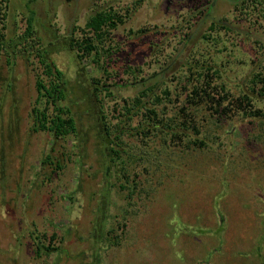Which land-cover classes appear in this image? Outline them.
<instances>
[{
  "label": "rangeland",
  "instance_id": "374dc122",
  "mask_svg": "<svg viewBox=\"0 0 264 264\" xmlns=\"http://www.w3.org/2000/svg\"><path fill=\"white\" fill-rule=\"evenodd\" d=\"M107 8L124 17L107 40L110 52L80 62L69 39L82 37L90 15ZM31 17L33 49L23 40ZM212 22L221 26L213 34ZM0 32V264H95L97 257L103 264H264V129L256 120L240 108L224 125L211 122L207 146L190 148V136L165 137L168 143L159 133L144 152L142 116L116 118L126 100L170 83L187 59L216 74L213 85L225 84L227 91L217 94L223 104L251 93L252 72L264 65V0H0ZM37 49L48 50L65 73L61 104L70 108L76 134L56 138L37 121L35 109L47 106L38 80L48 78ZM91 78L106 88L102 109L112 131L117 124L124 130L116 133V163L104 155L101 107L87 94ZM255 98L264 108V97ZM188 105L205 106L207 115L212 107ZM48 111L54 113L52 104ZM161 159L170 164L155 169ZM135 181L143 193L130 197ZM106 192L101 224L104 235L111 233L96 246ZM36 235L60 250L38 255Z\"/></svg>",
  "mask_w": 264,
  "mask_h": 264
},
{
  "label": "trees",
  "instance_id": "16d2710c",
  "mask_svg": "<svg viewBox=\"0 0 264 264\" xmlns=\"http://www.w3.org/2000/svg\"><path fill=\"white\" fill-rule=\"evenodd\" d=\"M7 1V0H5ZM123 15L120 14L114 8L102 9L94 12V14L90 15L88 18L85 29H83V36L74 38V36L69 39V48L74 50L76 53V57L78 60L84 61L88 57L94 56L96 61H99L101 57L105 54V52H110L109 48H106L107 40L109 36L112 34V31L115 30L119 24L123 21ZM221 28L216 22H212L210 25V30L213 34V31H218ZM225 29L229 31H233L231 28L225 27ZM35 33L36 30L34 28V19L31 17L28 22V26L24 33V42L32 49L36 47L37 42L35 41ZM3 33L0 32V63L3 55L4 49V37ZM207 37L211 36V33L206 35ZM23 43V45H25ZM264 48V47H263ZM38 50V57L41 65L44 67V75L48 78L45 80L44 78H39L38 80V90L40 93V100L46 99L47 106L46 109L40 110L36 108L37 121L39 125L43 128L50 127L51 131L54 132V135L66 136L76 132V124L75 119L71 115L70 108L63 106L61 102L66 96L68 85L67 79L65 77V73L62 72L56 65L54 61H51V57L48 55V50ZM30 56L32 52L29 49H24ZM22 53H24L22 51ZM187 59L185 65L174 74V77L170 83L163 82L160 85L158 91L157 85L149 86L141 91V94L136 96L135 98L130 99V101L126 100V105L123 106V110H120V117H116L123 122L133 121L135 116H142L141 122H139L137 132L142 134V143H143V151L148 152V139H152L153 135H159V133L163 134L164 138L160 137V139L168 142L169 140L165 137H174V138H183L186 136H190V148H192V144L195 143L196 146H207L208 143L205 141L207 136L206 129L211 130L212 125L211 122H217L221 125H224L223 122L228 120L231 117V114L234 113L235 110L243 109L244 118H250L256 120L259 126H262L264 129V108L260 107L256 103V95L260 97H264V65L260 64L256 71L252 72L249 82V89L251 93H245L240 95V97L230 100L232 103L223 104V99L220 98V95H217L218 92L224 91L226 92V86L224 83L219 85H213L212 81L216 74H208L204 71V69H196L195 65L189 62ZM198 64V63H197ZM202 70V71H201ZM210 72V68H208ZM133 74L136 73L133 71ZM101 84L100 79L91 78L86 88L88 89L89 98L93 99V102H98L100 105L101 113L98 114L96 112L97 122L100 124L99 134L104 147V155L106 157L107 162L116 163L121 158L120 144H116V139L120 140V136L117 134H121L124 130L123 128L117 124L116 133L112 131L113 124L107 121V116L103 115V92L106 88ZM212 88H216V91ZM213 90V91H210ZM194 94V96H192ZM149 101L150 106H146V98L151 97ZM208 97V101L204 100V97ZM189 103L200 104L203 102L204 105L207 103H211L212 107L209 110L207 115L205 106L195 107L188 105ZM186 103V104H185ZM49 104L54 106V113L49 114ZM161 104L165 105L162 108V114L158 115V106ZM170 104L171 106H168ZM245 105L247 107H245ZM171 114V115H169ZM124 116V117H122ZM208 116H211L208 118ZM182 117V119H181ZM253 121V120H251ZM48 124H50L48 126ZM120 127V128H119ZM121 130V131H120ZM210 136H214L217 138V135H212V133L208 132ZM159 138L158 136H155ZM153 141V140H152ZM170 143V142H168ZM201 143V144H199ZM118 146V148H116ZM191 150V149H190ZM189 152L188 150L181 151V154H186ZM180 154V155H181ZM179 155V157H180ZM178 160V159H174ZM144 165L149 168H154V163L145 164L146 161L143 159ZM169 160L161 159L159 162H156L155 169H162L167 167ZM172 162V161H170ZM174 163V162H172ZM111 166L106 168V175L110 174L109 169ZM123 168V167H122ZM126 168V167H125ZM156 171L153 173L155 174ZM151 176V174H149ZM132 193L130 197H133L132 194H137L138 191L143 193L141 190L142 186L138 183V181L134 182ZM151 183V181H150ZM108 193L109 189L107 188ZM152 189L145 187V195L150 196ZM107 192L106 196H102V201L100 205V210L98 211L99 219L98 222H95V229L93 232L94 245L97 244L103 239L107 238V234L111 233L107 231L104 235V227L102 226L103 220L107 217V212L103 208V205H107L110 202V195ZM106 203V204H104ZM104 218V219H103ZM102 220V221H101ZM109 237V236H108ZM100 239V240H99ZM108 239V238H107ZM33 240L35 241L36 252L38 255L47 254L48 256L52 254L53 251L60 250V247H56V245H46V242L40 238L39 236H33ZM221 242L224 246V252L226 248V243L224 238L221 237ZM99 255V254H97ZM95 264H103L102 261L99 260V257L95 259Z\"/></svg>",
  "mask_w": 264,
  "mask_h": 264
}]
</instances>
